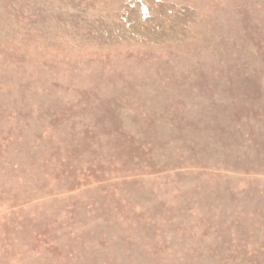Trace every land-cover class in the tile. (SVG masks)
I'll use <instances>...</instances> for the list:
<instances>
[{"label":"rangeland","instance_id":"1","mask_svg":"<svg viewBox=\"0 0 264 264\" xmlns=\"http://www.w3.org/2000/svg\"><path fill=\"white\" fill-rule=\"evenodd\" d=\"M0 264H264V0H0Z\"/></svg>","mask_w":264,"mask_h":264}]
</instances>
